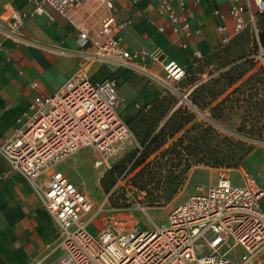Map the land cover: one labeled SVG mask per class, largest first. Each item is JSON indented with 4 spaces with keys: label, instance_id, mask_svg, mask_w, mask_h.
<instances>
[{
    "label": "built area",
    "instance_id": "2783aa9c",
    "mask_svg": "<svg viewBox=\"0 0 264 264\" xmlns=\"http://www.w3.org/2000/svg\"><path fill=\"white\" fill-rule=\"evenodd\" d=\"M99 1L107 17L101 30L104 40L96 43L72 17L83 0H33L32 15L52 18L45 8L48 5L80 29L84 44L91 41L92 45L83 54L80 69L55 94L38 93L28 111L17 119L11 136L0 144L1 154L13 170L26 177L59 227L63 254L58 264H264V191L252 178L243 185H234L223 176L208 188L197 187L196 194L171 210L166 224H157L138 203L104 215L98 224L101 213L107 210L56 169L84 148L99 153L95 167L108 166V161L133 136L122 116L124 100L119 80L113 76L95 80L89 67L98 64L113 72L125 69L168 88L190 75L189 69L169 60L160 47L126 48L119 33L133 21L116 20V0ZM177 1L183 14L177 12L172 0H159L157 10L166 23L157 30L166 33L169 26L172 35L179 38L177 47L187 50L188 41L196 35L189 15L192 6L201 0L189 4ZM227 1L232 28L217 11L221 19L219 46L228 45L248 26L258 38L256 17L264 13V0ZM26 17L19 10H10V36H18ZM204 59L205 55L195 50L191 68L200 67ZM154 66L161 68L165 78L156 75ZM30 86L39 91L37 83ZM183 96L188 100V93ZM136 107L148 110L151 105L137 103ZM139 211L148 215L152 226L142 228L137 218Z\"/></svg>",
    "mask_w": 264,
    "mask_h": 264
},
{
    "label": "rangeland",
    "instance_id": "374dc122",
    "mask_svg": "<svg viewBox=\"0 0 264 264\" xmlns=\"http://www.w3.org/2000/svg\"><path fill=\"white\" fill-rule=\"evenodd\" d=\"M256 24L261 28L260 16L256 17ZM263 67L264 50L260 49L252 27L248 26L228 45L217 44L212 53L205 55L200 67L189 68L190 75L171 88L146 75L125 70V75L120 77V94L125 104L121 111L133 136L108 161V166L94 167L92 149L85 148L59 168L73 180L82 181V188L93 195L97 204L103 205L107 211L101 213L100 218L138 203L159 225L166 224L171 210L197 192V186L204 184L201 178L206 175H213L217 181L225 174L226 178L240 183L245 181L243 176L247 172L262 180ZM154 69L156 75L165 78L160 67ZM246 70L248 73L242 80L228 87L230 79ZM250 76L249 83L238 88ZM186 93L188 100L183 96ZM137 103L150 104L151 108L138 109ZM164 125L169 126V133L181 125L184 127L174 138H169L168 143L184 138L182 155H166L161 170L154 167L153 175L136 177L141 168L132 171L136 156L133 158L130 154L140 151L143 143ZM116 165L120 166L116 181L106 193L100 180ZM174 192L177 193L168 204L151 206L153 201H164ZM137 218L142 228L152 226L146 213L139 211ZM55 253L60 254L61 250L58 248ZM56 257L53 255L51 260Z\"/></svg>",
    "mask_w": 264,
    "mask_h": 264
},
{
    "label": "crops",
    "instance_id": "0c3cea01",
    "mask_svg": "<svg viewBox=\"0 0 264 264\" xmlns=\"http://www.w3.org/2000/svg\"><path fill=\"white\" fill-rule=\"evenodd\" d=\"M83 1V5L72 13V17L92 41L100 43L104 40L101 30L107 17L106 9L99 0ZM192 1L186 0L188 4ZM158 4L159 0H116V20L133 21L130 27L119 33L126 48L151 49L157 46L169 60L189 69L195 50L208 55L219 44L218 25L221 19L216 15L217 11L225 17L228 27L232 28L227 0H201L192 6L189 15L192 30L196 35L188 41V49L181 50L176 45L179 38L172 35L169 26L166 33L158 32L157 27L166 23L157 10ZM172 5L179 14H183L177 0H172ZM12 8L27 15L17 37L9 35V14ZM45 8L52 18L32 15L33 0H0V144L11 136L17 119L28 111L38 93L46 96L55 94L65 81L80 69L83 54L88 52L92 45L91 41L84 44L80 39V29L67 17L48 5H45ZM89 73L95 80H103L111 75L117 78L120 84V77L125 75V69L113 72L107 67L95 64L89 67ZM33 82L38 84V92L31 88ZM92 152L95 167V160L99 155L96 156L94 149ZM59 166L56 169L61 170ZM223 176L225 174L216 181L213 175H206L201 178L204 184L197 187L208 188ZM68 177L97 204L93 195L82 188V181L79 183L69 175ZM244 177L245 181L240 183L229 179L234 185H243L248 178H252L264 191V174L262 180L247 172ZM43 178L44 175L41 179ZM261 207L264 211V197ZM102 218L98 219V224H101ZM58 248L61 250L60 254L55 253ZM62 254L59 227L41 204L26 177L13 170L0 152V264H58ZM53 255L57 257L51 260Z\"/></svg>",
    "mask_w": 264,
    "mask_h": 264
},
{
    "label": "trees",
    "instance_id": "16d2710c",
    "mask_svg": "<svg viewBox=\"0 0 264 264\" xmlns=\"http://www.w3.org/2000/svg\"><path fill=\"white\" fill-rule=\"evenodd\" d=\"M258 16L261 17V28H258V38L257 44L264 50V13L259 14ZM263 76H264V67L261 69ZM248 71H244L238 77L234 79H230L228 87H232L236 82L242 80ZM253 76V75H252ZM252 76L248 77L245 81L238 88H242L243 85H247L251 80ZM264 82V77L262 78ZM237 90V88L235 89ZM184 127L181 125L175 128L171 133H169V126L164 125L161 127L160 131L156 134H153L149 137V139L143 143V147L140 151H134L130 155H134L133 158L136 156L134 163L132 165V171L138 168L141 170L137 173L136 177L144 176L145 174L153 175L154 167L162 169L164 165L162 159L166 155H182L184 147V138H178L172 144H169V138L172 139L174 136L180 132ZM262 136V133L259 137ZM168 145V147H166ZM152 156H155L152 160H149ZM120 166L116 165L109 169L106 174H104L100 180V185L106 193L110 192V188L115 183L116 178L115 175L119 171ZM177 192L171 193L164 201L158 200L153 201L151 206H162L168 204L174 197Z\"/></svg>",
    "mask_w": 264,
    "mask_h": 264
}]
</instances>
